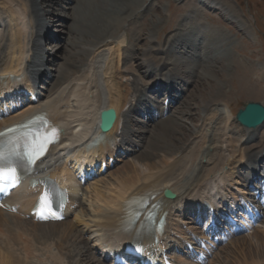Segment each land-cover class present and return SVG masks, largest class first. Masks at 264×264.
Returning a JSON list of instances; mask_svg holds the SVG:
<instances>
[{"label":"bare ground","instance_id":"bare-ground-1","mask_svg":"<svg viewBox=\"0 0 264 264\" xmlns=\"http://www.w3.org/2000/svg\"><path fill=\"white\" fill-rule=\"evenodd\" d=\"M61 1L0 0V93L3 95L10 91V89L3 91L8 83L19 84L11 77V74H14L22 75L24 79L22 85L26 83L32 91L37 90L40 97V101L31 111L23 110L1 119L0 129L40 111L45 112L54 124L64 130V140L61 146L52 149L50 158L54 160L51 165L57 168L52 175H57L63 185L70 186L73 196L72 204L68 207V216L73 220L65 224L63 222L39 223L33 218L23 219L21 212L29 213L31 195L27 190H18L12 195L11 201L20 206V212L14 214L0 209V264H39L40 262L42 264L45 257L50 260L49 264L52 262L68 264L69 262L65 260L69 257L75 254L83 255L80 250L79 254L76 253L81 243H85L88 247L87 251L93 257L92 261L95 262L97 259L98 264H112L105 258L108 251L104 249V243L118 242L122 239L128 241L138 235V229L145 217L139 220L134 230L125 231L127 222L131 218L130 205L142 199L153 200L151 211L167 221L163 232L158 234L152 232L148 236L153 237L152 239L157 236L165 248L178 247L179 250H184L182 239L185 232L180 226V217L190 215L192 208H197L203 198H213L215 202L216 196L213 195L215 187L221 188L222 191L232 189L231 186L237 183L234 179L237 177L238 167L244 166L252 171L251 175L246 176L245 184L248 179L255 180L261 176L258 169L264 165V133H261L264 125L254 130L242 127L236 121V115L230 105L222 104L223 101L218 98V94L207 98L201 95V107L203 106L200 108L201 112H193L190 107L182 111L184 114L181 115H188L190 118L198 117L199 114L200 121L206 125L205 130L190 128L186 126L182 118L169 116L170 112L173 115V110L179 105V101L190 104L189 98H183L186 94L191 97L189 87L197 85L195 88L200 91L204 85L198 86L197 80L201 78V74L194 69L197 66L188 60L191 51L187 55L185 50L187 47L180 43L170 44L168 51L163 53L169 57L173 49L186 56L184 63L175 61L172 64L169 58L158 60L156 55L162 53V50L154 45L152 42L154 38L150 34L147 38L151 41L150 44L142 49L144 55L136 54V45H134L133 49L131 47L126 49L122 58L121 50L129 40L128 32L122 31V28L133 19L134 21L139 17L144 19L143 14L151 8V4L146 6L148 0H71L73 3V7L69 8L71 14L59 8ZM52 16L58 17V20L54 19V21L57 20V25L69 27L68 36L72 38L70 42L73 47L67 42L60 49L65 46L67 48L69 44L72 57L59 56L58 50H50L48 47L50 51L46 52L42 49L43 42L48 44L52 38L50 31L54 23L52 24L49 20ZM121 32H124L123 36ZM143 37V35L138 37L139 43L143 41ZM133 43L136 42L133 40ZM214 45L218 46L217 43ZM104 48L113 49V53L118 55H115L118 59L117 64L113 65L109 72V75L111 74L107 85L109 99L102 89L100 84L102 81L100 82L97 71L96 54ZM130 51L132 53L128 61L137 63L132 75L125 69L126 66L128 68L129 62L124 56ZM133 55L137 57L133 58ZM195 55L193 57L196 58L198 65L206 62L203 59L206 54L202 51ZM31 56L32 61L28 62L27 59ZM45 58L47 65L58 58L62 59V72L54 78L56 79L54 83L53 78H47V70L41 69ZM252 67H250L252 71L257 72L255 66ZM30 78L35 79L37 83L46 79L50 82L45 81L47 85L41 84L36 88ZM51 85L53 89H50ZM150 88H154L153 100L144 97L145 92ZM169 93L175 94L173 99L175 104L166 110L164 100ZM163 94L166 97L162 105L154 104L159 102V96ZM16 105L12 104V108ZM32 105L34 104L31 103ZM42 106L44 108H41ZM155 107L156 112H159L158 117L153 114ZM111 108L118 114L114 127L104 134L102 145L89 148L95 136L101 132L96 128L100 122L101 111ZM171 109L173 110L170 111ZM141 110L144 111L141 112ZM165 111L168 113L164 116ZM133 113L140 114L142 119L146 118L147 127L144 126L143 120L141 125L138 123V128L133 127ZM234 129L237 133L232 137L235 141L242 143L240 148L234 146L228 136ZM117 139H120L118 143ZM168 142L172 143L173 148L167 145ZM114 144L116 147H113ZM69 147H73L75 152V155L72 154V161L75 159L82 161L83 168L88 165L86 162L88 158L96 154L95 151L99 152L100 161L105 162L107 158V161L115 158L114 153L119 147H125L126 153L132 156L137 154L136 158L144 163L148 170L137 171L134 168L130 169L128 164L124 166L121 169V176L117 179L119 180L117 192L120 196L106 198L104 207L96 204L99 211L94 215L91 212L88 216L84 202L75 196L78 194L79 185L75 176L71 174L74 170L72 164L68 166L67 163L63 166L56 159L59 150L63 152ZM142 148H146L143 153ZM78 151L85 152L86 156L79 159L80 157L76 155ZM168 157L173 159L171 164L168 163ZM198 161L199 164H197ZM97 163L98 161L94 159L88 166L96 167ZM227 167L229 170H226ZM254 169H256L255 173ZM166 191L175 193L176 199L166 198ZM232 195L235 197L234 194ZM106 204L110 206L106 207ZM29 222L31 224L24 228ZM64 224L65 229L62 227ZM82 225H85L87 229H82ZM9 229L11 232L16 231V234H11ZM86 233L91 234L90 239L86 240ZM92 237L93 240H91ZM247 246L246 243H239V251L236 250L239 252L237 253L239 257L233 256L230 259L227 257V264L232 262L233 264H264V241L259 247V249L262 247V252L258 250L257 253L252 252ZM98 249L102 250L103 256L97 255ZM176 258L180 261L184 260V257ZM224 263L219 261V264Z\"/></svg>","mask_w":264,"mask_h":264},{"label":"rangeland","instance_id":"rangeland-1","mask_svg":"<svg viewBox=\"0 0 264 264\" xmlns=\"http://www.w3.org/2000/svg\"><path fill=\"white\" fill-rule=\"evenodd\" d=\"M68 1L62 0L60 2L59 8L67 10V13L71 14V10L69 8L73 7V3H71V0ZM147 5H150L151 8H149L148 11L143 14L144 19L139 17L135 21L134 19L133 21H130V24L127 23L124 27L122 26V31L126 30L128 32L129 38V40L126 41L124 45V51L121 52L122 58L123 53L126 52V49L130 47L133 49L134 45H136V54H139L140 56L144 55L142 53V49L150 44L151 41L147 40L150 34V36L154 38L152 41L154 45L158 46V48L162 50V53L160 52L156 55L158 60L169 58L171 61L170 63L173 62L172 64H174L175 61L184 63L186 56L173 51V49L172 52H170L169 57H166L167 55L163 53L167 52L168 48L173 43L176 42L177 45L180 43L183 44L185 48H188L185 49L187 55L188 52L190 53L191 51V54L188 56V60L192 61L194 66H197L194 69L203 75H200L201 78L198 79L199 81L197 80L198 86L201 85L202 87V84L204 85L202 90L198 91V89L195 88L197 85H193L192 87H189L191 97H188L189 95L187 96V94L186 97H183L189 98L191 105L178 100L179 105L177 101L178 106L173 110V115H171L170 112L169 116L182 118L186 126L190 128H200L205 130L207 129L206 125H204L203 121H200L199 114L198 117L196 116L191 118L188 115H181L184 114L182 113L183 109L186 110L187 107H190V109L192 108L191 110L193 112H201L200 108H203V106L201 107L202 94L206 96V98L210 95L218 94V98L223 101L222 104H229L235 115L240 109L243 108V104L246 102H260L264 104V0H148L146 6ZM54 19L58 20V17L52 16V18L49 19L52 24L54 23L50 31V36L52 39L48 42V44H45L44 41L42 49L47 52L48 47L50 50H58L59 56L72 57V54L69 52L71 51L70 45L73 47V44L70 42L72 38L68 36L69 27H61L60 25H57V20L54 21ZM62 19L64 20V18ZM131 23H136L135 25L137 26L132 25ZM113 30L114 28L112 31ZM141 35L144 37L143 41L139 43L138 41L140 40H138V37L140 38ZM55 36L60 37V41L56 42V39H54ZM133 40L136 43H133ZM192 41H194V43ZM67 42L71 44H68L67 48L65 46L64 48L60 49V47ZM215 43L218 44L219 48L217 45H214ZM142 45L144 46L142 47ZM200 51L206 54V57L203 58L206 62H203V64L200 63L201 65H198L196 58L193 56L195 53H199ZM113 52V49L104 48L96 54L97 71L99 73L98 76L100 78V82L102 81L100 84L103 87L102 89L105 91L108 99L109 86L107 87V85L109 84L110 78L109 72L111 67L118 62V59L116 58L118 55ZM131 53L132 52L130 51L128 55L124 56L127 61L130 60ZM136 57L137 55H133V58ZM28 60L31 61L32 59L30 58ZM128 62L129 66L128 68L126 66L125 69L126 71H130L132 75L133 72H135L134 70L137 67V63L134 61ZM61 63L62 59L58 58L53 63L48 65L47 63H44L43 68L41 67V69L47 70L48 79H54L55 77L57 78L62 72ZM153 63L155 64V62ZM252 66H255L254 68L257 72L252 71L250 68ZM189 67L192 68V66ZM127 75L130 74L127 73ZM55 80L56 79L53 80V83ZM45 81L50 82V80L47 79ZM45 81L40 83L47 85V83L45 84ZM51 88L53 89V85L50 86V89ZM46 93L48 94L49 92L47 91ZM163 98L164 96L162 95L160 103H162ZM132 118L134 120L133 127L138 128L137 121L139 120V117L134 115ZM149 129H151V127ZM235 133H237L236 129H234L232 134L228 136L231 139L233 145L240 148L239 146H241L242 143L235 141V139L232 137ZM261 133H264V127L261 128ZM226 144L227 142L225 145ZM167 145L170 148H173L172 143L168 142ZM145 149L146 148H142L141 152H145ZM138 152L140 151L138 150ZM66 157V153L59 150L57 154V160H59V163L63 164V166H65L67 163H71L69 158ZM136 157L137 154L136 156L122 155V157L119 158V162L116 164V167L110 169L106 174L99 175L95 179L89 180L82 186L77 182L79 185L78 197L82 202H84L83 204L88 216H90L89 213L91 212V214L94 215L99 211L96 204L104 207L106 198L112 196H117L118 198L120 196V194L117 192L119 188V180L117 179H119L121 176V169L124 166L128 164L130 165V169L134 168L137 171L148 170L146 165L140 162ZM167 160L169 164H171L173 161L172 157H168ZM197 164H199V161ZM69 165L70 164H68V166ZM226 170H229V167H227ZM238 171L239 169L236 171L237 177H235L234 181H239ZM240 171L241 175L244 176L246 174V170L244 168L240 169ZM108 206L110 205L106 204V207ZM11 218L13 217L11 216ZM71 220L73 219H69V221H64L63 223H69ZM30 224V222L26 223L24 228ZM65 224L62 226L64 229ZM62 227L60 226V229H62ZM81 228L87 229L85 225H82ZM9 231L11 232L10 229ZM14 233L16 234V231L11 232V234ZM90 236V233H86V240L90 239ZM263 241L264 219L260 225L256 227L254 232L232 239L227 245L221 246L219 250L212 256L208 264H219L220 260L223 263L225 262L224 264H227L228 259L232 258L233 256L239 257L237 254L239 253V243H246V245H248L247 247L251 249L252 252L257 253V250L262 252V247L260 249L259 247ZM51 243L53 242L51 241ZM79 245L80 246L76 253L79 254L80 250L81 254L83 255L75 254V256H71L65 260V262L68 261V264H98L96 263L97 259L95 262L92 261L93 257L90 256V253L87 251L88 247L85 245V243H81ZM96 253L98 255L99 251H96ZM72 257L74 258L72 259ZM46 258L47 257L43 258L42 264L50 263V260ZM233 263L234 262L231 264ZM39 264H41V262ZM52 264L55 263L52 262Z\"/></svg>","mask_w":264,"mask_h":264},{"label":"water","instance_id":"water-1","mask_svg":"<svg viewBox=\"0 0 264 264\" xmlns=\"http://www.w3.org/2000/svg\"><path fill=\"white\" fill-rule=\"evenodd\" d=\"M117 115L114 109L101 113V128L105 131L112 129ZM237 120L246 128L257 129L264 124V105L262 103L247 102L237 115Z\"/></svg>","mask_w":264,"mask_h":264},{"label":"snow or ice","instance_id":"snow-or-ice-1","mask_svg":"<svg viewBox=\"0 0 264 264\" xmlns=\"http://www.w3.org/2000/svg\"><path fill=\"white\" fill-rule=\"evenodd\" d=\"M47 143V140H43L40 145V149L35 150L36 152L43 149V145ZM31 162V161H30ZM8 180H14V174L12 172H4L3 170H0V181H8ZM44 198L42 197V200ZM52 215H55V213H52Z\"/></svg>","mask_w":264,"mask_h":264}]
</instances>
